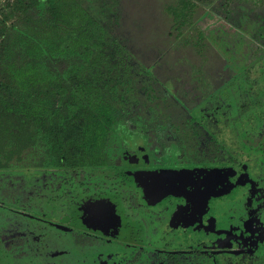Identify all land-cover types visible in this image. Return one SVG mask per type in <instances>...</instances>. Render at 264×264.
Here are the masks:
<instances>
[{
    "label": "rangeland",
    "instance_id": "rangeland-1",
    "mask_svg": "<svg viewBox=\"0 0 264 264\" xmlns=\"http://www.w3.org/2000/svg\"><path fill=\"white\" fill-rule=\"evenodd\" d=\"M65 2L84 11V23L35 0L6 21L8 34L88 36L94 55L83 77L105 86L126 117L108 145L121 163L38 165L36 147L1 168L0 264H264V0ZM77 81L65 80L59 119L83 99ZM166 125L180 147L157 155L151 128ZM196 129L223 146L224 167L176 168L179 149L193 165ZM104 207L113 239L103 227L79 230V217Z\"/></svg>",
    "mask_w": 264,
    "mask_h": 264
},
{
    "label": "trees",
    "instance_id": "trees-1",
    "mask_svg": "<svg viewBox=\"0 0 264 264\" xmlns=\"http://www.w3.org/2000/svg\"><path fill=\"white\" fill-rule=\"evenodd\" d=\"M34 4L35 0H6L0 7V92L8 94L0 95V169L21 161L36 147L44 150L38 165L106 166L111 127L126 117L111 104L105 86L83 77L94 55L87 35L65 40L47 33L37 38L8 34L6 21L26 14ZM47 4L72 25L85 22L78 5L67 7L65 0H47ZM179 16L181 12L175 11ZM68 79H78L83 99L63 120L60 101Z\"/></svg>",
    "mask_w": 264,
    "mask_h": 264
},
{
    "label": "flooded vegetation",
    "instance_id": "flooded-vegetation-1",
    "mask_svg": "<svg viewBox=\"0 0 264 264\" xmlns=\"http://www.w3.org/2000/svg\"><path fill=\"white\" fill-rule=\"evenodd\" d=\"M235 78V76L233 77H227L226 79H224L223 82V86H227L231 80H233ZM221 82V83H222ZM221 87V88H222ZM198 105L196 104L195 106H193L192 108L187 107V105L185 106L186 111H193ZM194 136L196 137V144H195V149L192 151V156H191V160L193 161V165L189 164L186 165L188 159L187 158H183L184 156V152L181 151L182 149L177 150L176 156L179 158V160H183V162L180 163L179 165H176V168L179 169H193V166H196V168L202 167L201 165V161L202 160H208V162L206 161L203 166H208V167H213L216 166L215 168H221L224 167L222 164H220L219 162H221L224 158V151L222 149L223 146L217 144L215 141H210L212 139V137H210L205 131H197V129L195 130V134ZM150 138H151V142H150V146L155 149V153L157 155H159L160 153L166 151V150H170L171 146H173L172 144L179 146L180 147V140L179 138H177V133L175 134V131L173 129V127L171 125H166V127L164 128H159V127H153L151 128V132H150ZM209 139V140H208ZM140 150H143L142 147H140ZM144 151V150H143ZM228 158L227 159H231V157L227 154ZM121 163V158L119 156H110V163L106 166L103 165H93L92 166L96 167V168H109L112 166H117ZM199 163V165L197 164ZM217 163V164H214ZM179 166V167H178ZM240 167H245L244 163H240ZM151 169H153V166L148 165L144 168H142L143 172H148ZM204 177H207V174H204ZM111 209H108V207H104L102 208L97 214H87L88 216L83 217V215L79 218V221L77 224L79 230H83L86 231L84 233H90V234H97L99 233L98 228L103 227L105 230V234H106V238L108 239H113V237L115 236L114 231H113V227H115L114 222L111 221ZM96 215V216H95ZM69 215L64 214L59 220L62 222H66L69 220ZM99 228V229H100ZM5 239L6 238H11L13 235H9L8 233H4L2 235ZM245 250H250V246H248V248H244ZM174 256V255H173ZM171 257V261L178 263V260L176 259L177 257ZM173 259V260H172Z\"/></svg>",
    "mask_w": 264,
    "mask_h": 264
}]
</instances>
